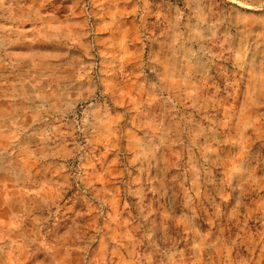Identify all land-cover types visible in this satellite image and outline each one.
Instances as JSON below:
<instances>
[{
  "label": "rangeland",
  "instance_id": "obj_1",
  "mask_svg": "<svg viewBox=\"0 0 264 264\" xmlns=\"http://www.w3.org/2000/svg\"><path fill=\"white\" fill-rule=\"evenodd\" d=\"M0 264H264V0H0Z\"/></svg>",
  "mask_w": 264,
  "mask_h": 264
}]
</instances>
